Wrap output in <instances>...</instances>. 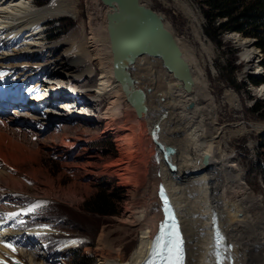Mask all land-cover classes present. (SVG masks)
<instances>
[{
	"label": "bare ground",
	"instance_id": "obj_1",
	"mask_svg": "<svg viewBox=\"0 0 264 264\" xmlns=\"http://www.w3.org/2000/svg\"><path fill=\"white\" fill-rule=\"evenodd\" d=\"M33 1L0 0V49H3L8 41L13 45L19 34L21 37L18 40L23 38L21 42L23 48L13 49L11 53L0 50V67L2 66L0 70L24 66L18 67V70L25 76L19 77L12 86H9L5 105L8 107L17 104L18 107L31 112L39 108L48 114L46 120L60 122L52 119V115L62 116V119H70L72 116L66 115L68 112L64 111L62 106L59 110H52L58 101H74L79 97L83 98L80 90L87 88L93 90L91 100L84 98L80 101L81 105L78 106H82V110L79 113L83 117H96V122L102 123L101 135L111 134L114 137L112 141L116 145L117 154L101 165L93 161L95 157L92 155L82 156L83 163H72L74 175L87 178L89 183L99 174L117 177L119 180L117 186L124 190L126 195L117 227L125 231L136 229L140 232L138 245L128 257H123L121 248H116L114 243H111L109 232L106 229L100 231L96 246V264H139L146 258L152 237L157 230V222L162 218L160 202L156 195L160 181L165 184L170 201L174 204L177 215L181 217L186 239L185 264H215L213 219L216 220L226 250L221 264H229V255L233 259L232 264H264V217L245 181L238 163L239 156L224 153L221 138L224 134L223 129L217 126L214 97L208 90V82L206 83L204 76L202 77L201 65L199 67L196 63V58L194 59L187 46L178 40L183 56L192 68L194 82L190 91L185 90L182 83L165 70L158 58L143 55L129 69L136 81V87L142 88L145 92L146 111H141L138 115L128 101L122 83L114 76L113 56L105 19L110 8L104 5L103 21H99L101 23L96 27L91 26V17L88 16L89 37L86 43L81 38L82 40L69 49H65L61 57L53 58L43 43L45 38L42 22L60 14L76 15L75 0H51L43 7H35ZM187 11L192 14L191 10ZM231 37L238 40V45L244 48L246 65H253L257 58L253 41L236 39L238 37L236 34H231ZM28 49L37 55L29 56L25 53ZM45 52L48 54L45 63L37 64L32 61L38 56L40 58L45 55ZM21 54L30 60L21 64L12 63L11 66L6 61L14 55ZM257 71L260 70L257 68ZM7 78L6 75L0 76V89L6 84ZM93 78L94 84L91 83ZM38 81L41 83V93L32 94L31 86ZM23 84L25 86L21 88ZM76 87L80 90L75 89ZM68 88L70 90H67ZM74 89L78 91L75 96L72 95ZM152 93L158 95V100L152 98ZM257 93L264 97V85L258 86ZM106 102L108 105L105 107ZM87 105L93 111L84 110ZM119 106L121 111L118 110ZM74 111L73 109L70 112ZM0 112L3 113L4 110ZM28 113L16 114L19 119H25L31 116V113ZM39 120L42 121L43 118ZM14 121L17 124L23 122ZM0 122L2 125L6 124L1 116ZM27 122L19 125L29 128L26 126ZM156 126L158 140L175 149L170 155L173 168L166 165L160 152L157 155L158 162L155 160L158 147L151 135ZM76 128L62 125L58 133L54 132V135H57L61 131L58 143L54 141L58 154L67 153L74 145V139L67 133L79 130ZM254 128L262 130L264 126L255 125ZM19 130L18 127L17 131ZM228 133L229 136H233L236 132L229 130ZM75 139L82 138L77 136ZM1 150V159L8 165L16 163V157L11 151ZM204 155H207L206 163H203ZM8 165L0 169V212L7 209L8 198L13 202L15 192L21 191L18 193L22 197L21 193H27V183L38 189V193H42L40 196L36 194V198L33 197L34 203L52 198L51 193L54 192L55 186L50 180L45 177L44 180L41 179V174H37L33 168L20 170L16 166L14 171H11ZM195 168L201 171L189 172ZM158 171L160 176H157ZM87 182H72L64 187L58 183L55 192L59 197L75 203L82 197L83 192L89 189ZM221 205L228 213H224ZM22 208V205L18 204L17 210L22 211ZM0 230L1 237H8L7 225L0 223ZM1 237L0 249L6 250L2 244L4 238ZM228 244H231L232 249ZM2 250L0 255L3 257Z\"/></svg>",
	"mask_w": 264,
	"mask_h": 264
},
{
	"label": "rangeland",
	"instance_id": "obj_2",
	"mask_svg": "<svg viewBox=\"0 0 264 264\" xmlns=\"http://www.w3.org/2000/svg\"><path fill=\"white\" fill-rule=\"evenodd\" d=\"M50 1L51 0H34L33 5L35 7H43ZM142 2L163 16L164 21L172 30L176 39L180 40V42L182 41L183 44L187 46L194 59L196 58V63L199 67L201 65L202 77L204 76L206 83L208 82V90L215 100L217 126L219 125V127L223 129L224 136L221 138L222 147L225 149L224 153L237 154L239 156L238 163L242 169L241 171L244 173L245 181L252 195L255 196L261 215L264 217V170H262L264 167L262 155L264 148L261 147V144L264 142V129L256 130L254 128L255 125L264 126V117L261 116L260 113L251 110L257 103H259V105H264V97L257 93L258 84L255 85L249 82L250 75H252V72L257 70V68L259 69V67L256 61L253 65H246L244 48L238 45V40L233 39L231 34H236L238 36L236 39L252 40L257 52L256 60L258 59L261 61L264 54L257 46L256 38L244 36L239 32L233 31L224 33L219 39L208 36L205 32L206 21L202 15L199 0H142ZM74 5L77 11L76 15L60 14L55 18L42 22L43 35L45 38L43 43L47 47L46 50L49 51V55L53 56V58L61 57L65 49H69L82 39L85 40V43L88 41V16L91 17L90 24L93 27H96L103 21L105 6L99 0H75ZM183 6L186 8L188 7L187 10H191L192 14L190 15ZM19 36L20 34L15 40H18ZM71 37H73L72 40ZM217 40H220L221 45L218 44ZM22 41L23 38L18 40L17 43L14 42L13 45L8 41V43L4 45V48L0 50L11 53V51H14L13 49H21L23 48L21 44ZM230 50L235 51L234 56H236V60L234 62L230 60ZM25 53L29 54V56L36 54L30 49L25 51ZM23 55L24 54L20 56L14 55L6 61H8L11 66L12 63L21 64L22 62L30 60ZM47 55L46 53L40 56V58L38 56L32 61L37 64H43L46 62ZM234 65L237 66V70L231 72L232 66ZM18 67L12 70L9 68L7 70L9 73L11 72V74L10 76L7 75L9 77L8 82L0 90V111L4 110L3 113L0 112V116L6 121L5 125H2L0 122V150L2 149L1 151L3 152L11 151L17 161L15 164L11 163L8 165L0 158V169H3L5 165H8V169L11 171H14L16 166H18L20 170L33 168L37 174H41V179L44 180L45 177V179L50 180V182L54 184L55 189L58 183H60L62 187L72 182L80 181L86 183L87 178L85 179L81 176L74 175L72 163H83L82 156L86 157L92 155L95 157L93 158L95 163H99L98 165H101V163L103 164L110 157L117 154L116 145L112 141L114 137L111 134L101 135V130L103 128L102 123L96 122V117H93L94 119L91 117H83L81 113H79V111L82 110V106H77V108L74 109L78 111L79 114L75 111L74 113L70 112L72 113L70 114L72 116L70 119H62V116L55 117L52 115V119L54 118V120L60 122H49L46 120L48 114L44 113L41 109L28 113L25 108L18 107L17 105L6 107L5 104L8 100L9 86H12L19 77L25 78L18 70L24 66ZM1 72L2 70H0V73ZM65 83L64 85H66ZM91 83H95V78L92 79ZM261 85H264V83ZM70 88L67 90H70ZM75 89H78V87ZM80 91L84 98L88 100L92 99L88 98L90 95L87 92H83L84 90ZM152 98L158 100V95L152 93ZM58 103L59 101L52 107V110L60 109L59 107L61 105H58ZM107 105L108 102L105 103V107ZM84 110L93 111L88 105ZM118 110L121 111V106H119ZM15 112L31 113V116L25 119H19V117H17L18 114ZM5 116H7V118ZM33 117H40L43 118V120L40 121V118L36 119ZM35 119L38 122L40 121V123H35ZM14 120H23L24 123L29 121L27 122L29 125H26L29 126V128L20 126L23 122L19 123V125L15 123ZM62 125L71 128L77 127L81 131L76 128L77 130L67 133V135L74 139V145L67 153L60 155L56 151L55 145L59 141L58 136L61 134V131L57 135H54V132L56 131V133H58ZM18 127L20 129L19 131H17ZM229 130L235 131L236 133H234L233 136L231 135V137L228 133ZM11 131L13 132L11 133ZM77 136L82 139L76 140L75 138H77ZM108 142L111 143L112 152L105 154V152L110 149ZM95 155H98L100 158ZM100 170H102L101 167ZM157 176H160L159 171L157 172ZM118 181V178L115 176L106 174L96 175L91 183L87 182V188L89 189L83 192L82 197L75 203H71L64 197H59L55 189L54 192L51 193V199L34 203L33 197L36 198V194L40 196L42 193H38L39 190L30 186L29 183H27V193H21L23 197L18 193L21 191L17 190L18 192H15V195H13V202L8 198L9 201L6 202L7 209L0 212L1 218L7 217L12 219L6 223L0 220V223L7 225L9 230L8 237H1L0 234V237L2 239L4 238L2 244L7 248L6 250L0 249L4 257L0 255V264H73L72 262L77 261V256L74 255L76 250L80 252L79 256L83 255L90 258L93 260V264H96L97 240L100 231L103 229L109 232L112 238L111 243H114L116 248H121L122 256L128 257L132 250L138 245L140 232L136 229L125 231L117 227L126 200L124 190L117 186ZM99 189L105 190V192L114 199L117 204L116 214L98 216L87 213V211L82 208L84 201ZM18 204L22 205V211L17 210ZM33 205H39V207H36L31 213L34 214L38 223L48 228H37L36 230H49L47 240L50 243H54L62 237L73 235L76 237L73 242L78 246H74V248L70 247V249L62 253L55 249L53 253L49 254L44 250L43 243L29 240L27 234L29 231L24 230L23 226H19L15 220L22 216L25 217V212ZM221 208L224 213H228L225 207L223 208V205H221ZM1 231L2 230H0V233ZM231 235L230 233L229 236L231 237Z\"/></svg>",
	"mask_w": 264,
	"mask_h": 264
},
{
	"label": "water",
	"instance_id": "obj_3",
	"mask_svg": "<svg viewBox=\"0 0 264 264\" xmlns=\"http://www.w3.org/2000/svg\"><path fill=\"white\" fill-rule=\"evenodd\" d=\"M103 5L110 8L106 12V28L113 56L114 76L122 83L127 99L134 107L136 113L146 111L145 92L136 87L135 79L130 74V68L134 62L143 55L158 58L165 70L180 81L185 90L190 91L194 82L192 68L183 56L180 44L172 30L164 21L163 16L147 6L142 0H100ZM140 102V104H139ZM156 131L158 127H155ZM160 152L169 168L174 164L170 161V155L174 148L157 142ZM158 159V156H157ZM207 162V155L203 156V163ZM201 169H190V173H196ZM213 235L218 239V254L223 261L224 249L222 236L218 230L216 220H212ZM229 248L230 245H228ZM228 261L232 263L229 255Z\"/></svg>",
	"mask_w": 264,
	"mask_h": 264
},
{
	"label": "trees",
	"instance_id": "obj_4",
	"mask_svg": "<svg viewBox=\"0 0 264 264\" xmlns=\"http://www.w3.org/2000/svg\"><path fill=\"white\" fill-rule=\"evenodd\" d=\"M201 12L205 18V32L208 36L219 39L226 32H239L244 36H252L256 38L257 46L264 54V0H199ZM221 45L220 40H217ZM231 51V62L236 60L234 50ZM260 63L264 67V56ZM237 70V66H232V71ZM249 82L259 86L264 83V74L250 75ZM260 113L264 117V105L257 103L251 109ZM110 149L105 152H112ZM264 148V142L261 144ZM264 160V150L262 152ZM264 170V167L263 169ZM264 177V174H263ZM82 208L87 213L103 216L114 215L117 213V204L114 199L103 189L97 190L89 198L84 201ZM76 250L74 255L77 261L73 264H93V260Z\"/></svg>",
	"mask_w": 264,
	"mask_h": 264
},
{
	"label": "snow or ice",
	"instance_id": "obj_5",
	"mask_svg": "<svg viewBox=\"0 0 264 264\" xmlns=\"http://www.w3.org/2000/svg\"><path fill=\"white\" fill-rule=\"evenodd\" d=\"M36 207H39V205H33L27 211L32 212ZM179 251V242L177 238L176 241L168 245L158 243L157 250L153 252V256L158 257L162 261H167L168 264H179ZM148 264H153V262L149 261Z\"/></svg>",
	"mask_w": 264,
	"mask_h": 264
},
{
	"label": "built area",
	"instance_id": "obj_6",
	"mask_svg": "<svg viewBox=\"0 0 264 264\" xmlns=\"http://www.w3.org/2000/svg\"><path fill=\"white\" fill-rule=\"evenodd\" d=\"M256 63L258 64V67L260 69L259 73L264 74V67L262 66V64L260 63V61L258 59L256 60Z\"/></svg>",
	"mask_w": 264,
	"mask_h": 264
}]
</instances>
